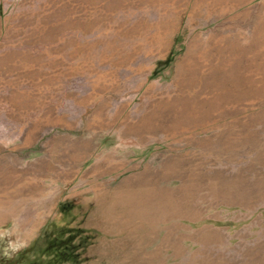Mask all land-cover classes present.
Masks as SVG:
<instances>
[{
  "label": "rangeland",
  "instance_id": "rangeland-1",
  "mask_svg": "<svg viewBox=\"0 0 264 264\" xmlns=\"http://www.w3.org/2000/svg\"><path fill=\"white\" fill-rule=\"evenodd\" d=\"M63 232L60 264H264V0H0V264Z\"/></svg>",
  "mask_w": 264,
  "mask_h": 264
},
{
  "label": "trees",
  "instance_id": "trees-1",
  "mask_svg": "<svg viewBox=\"0 0 264 264\" xmlns=\"http://www.w3.org/2000/svg\"><path fill=\"white\" fill-rule=\"evenodd\" d=\"M71 238L72 237L70 236L64 238V232L59 233L57 235L52 233L51 236L48 235L46 238H44L46 240V242L44 243V247L46 246L45 252L49 253L52 259L51 260L47 259L42 264H60L64 261H67V259H71L68 258L70 257V255H73L71 254L72 251H70V249H72V246L70 245L72 244L70 242ZM32 249L33 247L26 248L23 253H29L30 250ZM23 257H24L23 254H21L20 258ZM17 259H19V257ZM18 261L20 262V260Z\"/></svg>",
  "mask_w": 264,
  "mask_h": 264
}]
</instances>
